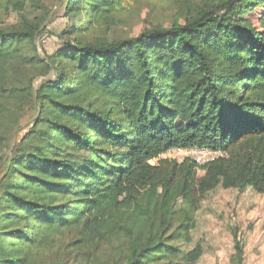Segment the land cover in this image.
Returning a JSON list of instances; mask_svg holds the SVG:
<instances>
[{"label":"trees","instance_id":"1","mask_svg":"<svg viewBox=\"0 0 264 264\" xmlns=\"http://www.w3.org/2000/svg\"><path fill=\"white\" fill-rule=\"evenodd\" d=\"M125 1L57 0L60 44L40 53L50 6L0 0V264H56L71 231L93 264H195L202 247L179 243L201 198L264 193V34L237 19L264 0H212L134 34L117 31ZM194 146L227 155L158 158ZM104 246L118 258L97 261Z\"/></svg>","mask_w":264,"mask_h":264},{"label":"rangeland","instance_id":"2","mask_svg":"<svg viewBox=\"0 0 264 264\" xmlns=\"http://www.w3.org/2000/svg\"><path fill=\"white\" fill-rule=\"evenodd\" d=\"M52 9L44 31L37 34V51L50 53L60 44V39L52 33L65 23L61 12L56 11L57 0H43ZM212 0H126L122 10L123 22L117 23L119 33H137L145 26H168L172 22H182L187 13H191L201 3ZM239 21H246L264 34V4L262 6L246 5L245 12L237 14ZM7 24L16 22L15 13L5 17ZM203 171L198 170V175ZM197 224L191 232L190 242H180L188 250L195 244L202 247V254L195 264H232L235 253L234 236L243 249L244 264H261L264 262V193L251 188L236 189L217 188L216 191L201 198L196 215ZM76 232L71 231L53 247L50 262L64 264H93L94 259L88 249L73 250L71 240ZM116 247V245L114 246ZM111 253L106 246L98 248L97 261L106 256L118 258L116 249Z\"/></svg>","mask_w":264,"mask_h":264},{"label":"built area","instance_id":"3","mask_svg":"<svg viewBox=\"0 0 264 264\" xmlns=\"http://www.w3.org/2000/svg\"><path fill=\"white\" fill-rule=\"evenodd\" d=\"M227 153L221 149H211L209 147H173L166 152L160 154L158 158L175 160L176 162H183L185 160H191L196 165H203L214 161L220 157H225ZM156 159H152L149 162L154 164Z\"/></svg>","mask_w":264,"mask_h":264}]
</instances>
